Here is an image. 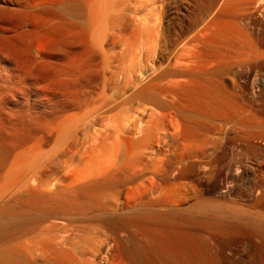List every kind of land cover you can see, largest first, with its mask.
<instances>
[{"label":"rangeland","instance_id":"obj_1","mask_svg":"<svg viewBox=\"0 0 264 264\" xmlns=\"http://www.w3.org/2000/svg\"><path fill=\"white\" fill-rule=\"evenodd\" d=\"M195 91L224 98L235 108L215 118L192 113L182 120L176 110L165 113L153 101L165 97L192 107L194 98L188 95ZM263 127L264 0H0V210L30 211V236L36 227L32 243L41 246L58 234L66 245L55 236L48 240L65 250L77 247L80 264L88 260L83 258L87 249L93 251L88 257L95 254L89 263L109 264L114 257L115 264H129V257L139 258V247L158 237L154 241L172 248L184 264H264V232L256 231H264ZM145 129L156 134L154 142L146 141L152 148L142 142ZM175 129L181 135L185 131L191 142ZM191 149L217 157L193 161L186 157ZM97 164H106L102 176ZM81 168L93 177L85 180V173L80 181ZM72 176L80 181L74 180L73 189ZM148 178L154 186L170 181L166 197L180 202L172 207L164 202V193L152 191ZM31 187H36L33 194L53 199V219L43 217L44 206L27 204ZM200 201L207 203L205 214L190 209ZM127 213L144 218L125 223Z\"/></svg>","mask_w":264,"mask_h":264},{"label":"bare ground","instance_id":"obj_2","mask_svg":"<svg viewBox=\"0 0 264 264\" xmlns=\"http://www.w3.org/2000/svg\"><path fill=\"white\" fill-rule=\"evenodd\" d=\"M97 3V2H96ZM97 6H100L101 7V5H99V3H97L96 4ZM94 6V5H93ZM92 6V7H93ZM97 6H95L94 8H96ZM94 8H92L91 10H94V12H96L95 10H99V8L97 9H94ZM101 9V11L103 10L104 11V9H102V7L100 8ZM91 10H90V12H91ZM99 12L100 14H104L105 12ZM93 13V12H92ZM99 13H96L97 15L99 14ZM94 15H95V13H93ZM92 14V15H93ZM102 14V16H105V14L103 15ZM92 16V17H94V18H96L95 16ZM100 16V15H99ZM99 16H97V17H99ZM101 16V17H102ZM91 17V18H92ZM101 17H99V20H100V18ZM97 19V18H96ZM96 21H98V19L96 20ZM159 86V85H158ZM176 88V87H175ZM161 89V88H160ZM163 90V89H162ZM162 90H160L161 92H162ZM167 90V89H166ZM169 91V90H168ZM186 91V90H185ZM159 92V91H158ZM157 92V93H158ZM164 92V91H163ZM166 92V91H165ZM175 92H178V91H175ZM172 93H173V91H172ZM181 93V92H180ZM154 94V93H153ZM161 93L159 92V95H160ZM165 94V93H164ZM188 94V93H187ZM166 95H167V93H166ZM166 95H162V96H166ZM169 95V94H168ZM172 95H174V93L172 94ZM216 95H218V94H216ZM187 96V95H186ZM186 96L184 97V98H186ZM188 96H192L194 99H193V106L192 107H188L189 106V104H185V101L184 102H182V103H180V104H178V103H174V101L172 102V103H170V102H167V101H164L163 100V98H165V97H162V100H160V99H158L157 97L156 98H154L153 99V101H154V103L163 111V112H165V111H167V112H169L168 111V109H174V110H176L177 112H178V114H180V116H182V120H185V119H189L190 118V116L192 115V113H193V115L194 114H206V116L208 115V114H210L211 116L210 117H212V115H213V117L215 118V116L214 115H216V114H220L221 112H225V110L228 112V108H229V106L231 105H227V103H228V101H227V103L226 102H223V101H225L224 100V98H222L223 99V101L220 99V100H217V99H214V98H208V97H206V96H204V94L202 93V91H195V92H193V93H191V94H189ZM161 97V96H160ZM167 97V96H166ZM173 97V96H172ZM191 97V98H192ZM230 97H232V96H230ZM182 98H183V96H182ZM183 98V99H184ZM220 98V97H219ZM148 99V98H147ZM169 100H171L170 98H168ZM168 99H166V100H168ZM174 99V98H173ZM180 99V98H179ZM148 101V100H147ZM186 101H187V99H186ZM222 101V102H221ZM176 102V101H175ZM178 102V101H177ZM230 102V101H229ZM151 103V102H150ZM153 104V103H152ZM236 104V103H235ZM153 106H154V104H153ZM231 107V106H230ZM232 109H234L233 108V105H232V107H231ZM156 109V108H155ZM230 109V108H229ZM145 110V109H144ZM155 111L154 113H156V112H159V114H160V112H162V111ZM237 110V109H236ZM240 110V109H239ZM150 111V110H149ZM153 111L154 110H152V112H150V113H153ZM144 112V111H143ZM162 112V113H163ZM167 112H165V113H167ZM170 112H172V111H170ZM195 112V113H194ZM229 113V112H228ZM230 113H232V112H230ZM158 114V115H159ZM170 114V113H169ZM223 114V113H222ZM226 114L227 113H225L224 115L226 116ZM150 115V114H149ZM153 115V114H152ZM155 115V114H154ZM157 115V114H156ZM156 115L155 116H153L152 118H153V120L154 119H156ZM163 115H165V114H163ZM163 115H162V117H163ZM235 115H237V114H235ZM166 116H167V114H166ZM165 116V117H166ZM171 116H172V113H171ZM179 116V115H178ZM203 116V115H202ZM155 117V118H154ZM168 117V116H167ZM199 117V116H198ZM209 117V116H208ZM224 117V116H223ZM233 117H235L234 116V114H233ZM178 117H176L175 118V120L177 119ZM192 118V117H191ZM200 118V117H199ZM202 118V117H201ZM225 118H227V117H225ZM231 118V117H230ZM236 118V117H235ZM159 119V120H158ZM158 122H160V118L158 117ZM163 119H164V117H163ZM173 119V118H172ZM172 119H171V121H172ZM204 119H205V117H204ZM216 119H218L217 117H216ZM215 119V120H216ZM220 119V118H219ZM228 119V118H227ZM157 120L155 121L156 123H158L157 122ZM179 120V119H178ZM177 120V121H178ZM194 120V119H193ZM196 120V119H195ZM202 120V119H201ZM226 120V119H225ZM230 121H231V119H229ZM240 120V119H239ZM147 121H149V120H147ZM150 121H151V119H150ZM163 122H164V120H162ZM181 121V120H180ZM179 121V122H180ZM189 121V120H188ZM200 121V120H199ZM205 121V120H204ZM229 121V122H230ZM233 121V120H232ZM247 121V120H246ZM173 122V121H172ZM178 122V123H179ZM201 122V121H200ZM199 122V123H200ZM235 122V121H234ZM240 122V121H239ZM149 123V122H148ZM165 123V122H164ZM164 123H163V125H164ZM168 123V122H167ZM181 123V122H180ZM186 123V122H185ZM199 123H198V125H199ZM263 123V122H262ZM150 124H152V123H150ZM155 124V123H154ZM169 124V123H168ZM177 124V123H176ZM187 124H188V122H187ZM190 124H192V122L190 123ZM201 124V123H200ZM157 124H155V126H156ZM161 125V124H160ZM160 125H158V126H160ZM179 125V124H178ZM183 125V124H182ZM186 125V124H185ZM193 125V124H192ZM202 125H204L203 123H202ZM239 125V124H238ZM145 126V125H144ZM154 126V125H153ZM167 126V125H166ZM195 126H196V124H195ZM215 126H217V125H215ZM245 126V125H244ZM147 127H149V126H147ZM157 127V126H156ZM162 127V126H161ZM179 127H180V125H179ZM191 127V126H190ZM207 127H208V125H207ZM211 127V126H210ZM152 128V127H151ZM177 128V127H176ZM182 128V127H181ZM264 128V127H263ZM143 129V128H142ZM141 129V130H142ZM150 129V128H149ZM158 129V128H157ZM164 129V127L162 128V130ZM168 129V128H167ZM177 129H179V128H177ZM188 129V128H187ZM194 129V128H193ZM203 129H204V127H203ZM222 129V128H221ZM161 130V131H162ZM170 130V129H169ZM168 130V131H169ZM173 130V129H172ZM171 130V131H172ZM189 130V129H188ZM257 130V129H256ZM145 131H146V134L144 135V137L142 136L141 138L143 139V143H144V140H145V142L148 140V142H150V139L152 140V142H154L153 141V137L156 135V134H154V136H152V134H151V132H150V130H146L145 129ZM145 131L143 130V132L145 133ZM166 131V130H165ZM165 131L163 130V133H165ZM174 131V130H173ZM173 131L171 132V134L173 133ZM178 132V130H176L175 129V134L177 135V134H179V133H181V131L180 132ZM187 131V130H186ZM152 132H153V130H152ZM167 132V131H166ZM170 132V131H169ZM185 132V131H184ZM183 132V134L181 135V134H179V135H177V136H180L181 137V139L182 140H184V141H188V142H191L190 140V136L187 134V133H184ZM196 132V131H195ZM255 132V131H254ZM155 133H159V137L161 136V134L160 133H162V132H160L159 130L157 131L156 130V132ZM162 133V134H163ZM189 133V132H188ZM169 134V133H168ZM198 134H202V133H198ZM198 134H197V136H198ZM203 134H205V133H203ZM254 134V133H253ZM166 135V134H165ZM165 135L164 136H162L161 138L162 139H165L164 137H165ZM191 135H193V134H191ZM195 135V134H194ZM262 135V134H261ZM157 136H158V134H157ZM166 136H169V135H166ZM196 136V137H197ZM200 136V135H199ZM159 137H156V138H159ZM171 137V136H170ZM172 137H173V135H172ZM175 137V136H174ZM180 137H179V139H180ZM168 138V137H167ZM177 138V137H176ZM208 138H210L209 136L207 137V139ZM141 139V140H142ZM193 139V138H192ZM198 140H200V138H197ZM211 139H212V137H211ZM155 140H157V139H155ZM165 140H168V139H165ZM174 140H175V138H174ZM194 140V139H193ZM201 140L203 141V138H201ZM205 140H206V138H205ZM214 140V139H213ZM170 141V140H169ZM178 141H180V140H178ZM194 141H196V139L194 140ZM209 141V140H208ZM208 141H206V142H208ZM166 142V141H165ZM173 142V141H172ZM171 142V143H172ZM177 142V141H176ZM182 142V141H181ZM197 142V144H198V141H196ZM215 142V141H214ZM142 143V144H143ZM161 143H162V141H161ZM167 143H168V141L166 142V144L165 145H167ZM175 143V142H174ZM182 143H184V142H182ZM186 143V142H185ZM183 144L184 146L186 145L187 146V144ZM202 143V142H201ZM201 143L199 144L200 146H202L203 147V145H201ZM210 143H212V141L210 142ZM152 144V143H151ZM151 144H149V145H147V142H146V146H151ZM193 144V143H192ZM191 143H190V145H192ZM204 144V143H203ZM174 145V144H173ZM178 145V144H177ZM182 145V144H181ZM212 145V144H211ZM142 146H144V144L142 145ZM146 146H144V149H148V150H143L144 152H146L147 153V151H149V147H146ZM163 146V145H162ZM180 146V145H179ZM188 146H189V144H188ZM187 146V147H188ZM200 146L198 147L196 144H195V148L197 147V148H200ZM146 147V148H145ZM176 147V146H175ZM186 147V148H187ZM151 148H152V146H151ZM143 149V148H142ZM164 149V148H163ZM181 149V148H180ZM151 150V149H150ZM164 151V150H163ZM152 152V151H151ZM166 152V151H165ZM165 152H163L164 154H165ZM144 154V155H147V154ZM148 153H150V152H148ZM153 154H154V150H153V152H152ZM162 153V152H161ZM171 153V152H170ZM209 153V155H207V153L204 151V150H192L191 149V151L186 155V157L187 158H198L199 156H201V157H209L210 159H214L215 157H217V156H215V155H212V154H210V151L208 152ZM159 154H160V152H159ZM163 154V155H164ZM154 155H156V154H154ZM153 155V156H154ZM158 155V154H157ZM152 156V155H151ZM99 157V156H98ZM160 157V155L159 156H157V158H159ZM185 156H183V157H181V158H184ZM100 158V157H99ZM142 158V157H141ZM146 158H150L149 156L148 157H145V160H146ZM152 158V157H151ZM157 158H155V159H157ZM162 158V157H161ZM169 158V157H168ZM171 158V157H170ZM169 158V159H170ZM209 158H208V160H209ZM106 159H107V157L104 159V161L103 162H106ZM155 159L153 160V162L155 161ZM163 159V158H162ZM166 159V155L164 156V160ZM174 159V158H173ZM203 159H205V158H203ZM97 160V159H96ZM103 160V159H102ZM111 159H108V161L107 162H109ZM143 160V159H142ZM141 160V161H142ZM148 160V159H147ZM157 160H159V159H157ZM161 160V159H160ZM159 160V161H160ZM172 160V159H171ZM180 160H182V159H180ZM179 160V161H180ZM187 160V159H186ZM189 160V159H188ZM191 160V159H190ZM101 161V160H100ZM111 161H113V160H111ZM110 161V162H111ZM162 161V160H161ZM193 161H194V159H193ZM102 162V161H101ZM102 162V163H103ZM129 162H130V160H129ZM128 162V163H129ZM167 163H168V161H166ZM91 163V162H90ZM89 162H88V164H90ZM93 163H95L94 161L92 162V164ZM114 162H112V164H113ZM145 163V162H144ZM149 163H151V162H149ZM157 161L154 163V167L156 166H158V165H160V163H157ZM162 163V162H161ZM106 164H108V163H106ZM106 164H101L102 165V167H100V166H98V165H100V164H97V166H96V170H98L99 168L98 167H100V170H101V168L102 169H105L104 167H106L105 165ZM111 164V163H110ZM110 164H108V165H110ZM156 164V165H155ZM173 164H175V163H173ZM96 165V164H95ZM107 165V166H108ZM114 165V164H113ZM112 165V166H113ZM141 165H144L143 164V162H142V164ZM172 165V164H171ZM91 166L92 165H90L89 167L87 166V170H88V172H89V169L91 168ZM104 166V167H103ZM111 166V167H112ZM151 166V165H150ZM162 166V165H161ZM160 166V167H161ZM110 166H108L107 168H109ZM110 167V168H111ZM128 167V166H127ZM129 167H131V169H133L132 168V166L131 165H129ZM128 167V168H129ZM137 167V166H136ZM148 167V166H147ZM155 167V168H156ZM159 167V168H160ZM146 168V167H145ZM149 168V167H148ZM151 168H153V166L151 167ZM154 168V169H155ZM192 168V167H191ZM82 169V168H81ZM81 169H79L77 172H79V173H81L82 171H83V173L81 174V175H79V173H78V178L80 179V176H82L83 174H87L88 172H84V170L85 171H87L85 168H83L82 170ZM150 169V168H149ZM154 169H153V171H154ZM160 169H163V168H160ZM80 170H81V172H80ZM95 170V171H96ZM99 170V172H101L102 171V173H98V175H100L101 174V176H102V174L104 173L103 171L104 170H101L100 171ZM106 170V169H105ZM108 170V169H107ZM156 170H158L157 168H156ZM155 170V171H156ZM165 170V169H164ZM94 171V167H93V169H92V173L94 174V173H96V172H98V171H96V172H93ZM132 171H134L135 172V170H132ZM151 171H152V169H151ZM90 172H91V170H90ZM106 172V171H105ZM149 172V171H148ZM158 172V171H157ZM157 172H154V173H157ZM162 172V171H161ZM131 174L133 173V172H130ZM152 173V172H151ZM160 173V172H159ZM90 174V173H89ZM89 174H87V176H85L84 175V179H85V177L87 178L88 177V175ZM105 174V173H104ZM127 174V173H126ZM169 174H171V173H169ZM95 175V174H94ZM128 175V174H127ZM155 175V174H154ZM163 175V174H162ZM74 176V175H73ZM73 176H72V179L71 180H73L72 182H73V184H71L73 187H72V189L74 188V184L75 183H77L78 184V182H80V181H83L84 179H82V177H81V179H80V181L78 180V178H76V176H75V179H73ZM93 177V175H89V177ZM96 176H97V174H96ZM129 176H130V174H129ZM128 176V177H129ZM132 176H133V174H132ZM157 176V175H156ZM159 176V175H158ZM157 176V177H158ZM172 176H175L174 174L172 175ZM115 177V176H114ZM125 177V176H124ZM123 177V178H124ZM145 177V176H144ZM153 176H151L150 178L151 179H153L152 178ZM155 177V176H154ZM112 178V177H111ZM126 178V177H125ZM150 178H148L149 180H151ZM69 179L70 178H67V183H71V181H69ZM77 179V181L75 182L74 180H76ZM88 179V178H87ZM87 179H85V180H87ZM115 179V178H114ZM129 179V178H128ZM133 179V183H134V178H132ZM169 179V178H168ZM64 180V179H63ZM112 180V179H111ZM121 180V179H120ZM131 180V179H130ZM138 180H140V179H138ZM137 180V181H138ZM146 180V179H145ZM148 180V181H149ZM153 180H155V178L153 179ZM110 181V180H109ZM119 181V180H118ZM142 181V180H141ZM140 181V182H141ZM147 181V182H148ZM157 181H158V179H157ZM164 181V180H163ZM174 181V180H173ZM64 182V181H63ZM75 182V183H74ZM85 182V181H84ZM131 181H129L128 183H130ZM143 182V181H142ZM145 182V181H144ZM151 182V185H152V187L150 188L152 191H153V188H154V191H156L158 194L157 195H160L162 192L164 193V194H162V196L164 197L163 199L165 200L164 202H168V204L169 205H171V207L172 206H174L178 201L180 202V200L178 199H172L171 197H169V198H167L166 197V193L168 192L167 190L169 189V187H171V184H169L170 183V181H169V185L170 186H168V184H167V186L166 187H162V186H164V185H161L162 183H160V181H158L159 183H160V185H155L154 186V184L152 183V180L151 181H149L148 183H150ZM154 182V181H153ZM157 182V183H158ZM162 182V181H161ZM167 182V181H166ZM69 183V184H70ZM110 183H112L111 181H110ZM136 183H138V182H136ZM156 183V184H157ZM164 183V182H163ZM46 184V183H45ZM66 184V183H65ZM80 184V183H79ZM120 184V183H119ZM124 184V183H123ZM174 184V183H173ZM60 185V184H59ZM64 185V184H63ZM67 185V184H66ZM71 185H70V187H71ZM135 185V184H134ZM37 186V185H36ZM46 186H48V185H46ZM69 186V185H68ZM76 186V185H75ZM85 186V185H84ZM116 186V185H115ZM174 186V185H173ZM79 187V186H78ZM77 187V188H78ZM102 187V186H101ZM109 187H110V185H109ZM118 187V186H117ZM141 187V186H140ZM36 187H34V188H30V191H29V193H28V195H27V197H26V202H27V204L29 205V206H36V205H39V206H44L45 207V209H44V218L46 219V220H48V219H53L52 217H54V215L57 213L56 211H53V209H54V207L52 208L51 207V201L53 200L51 197H49V196H45L43 193H41V194H43V195H39V194H33V189H35ZM42 188V187H41ZM48 188V187H47ZM84 188V187H83ZM119 188V187H118ZM137 188H139L138 187V184H137ZM40 189V188H39ZM38 189V190H39ZM43 189V188H42ZM60 189V188H59ZM78 189H80L79 191H81V187H79ZM87 189V188H86ZM140 189V188H139ZM37 190V189H36ZM35 190V191H36ZM60 190H62V188L60 189ZM60 190H58V193L59 194H63V193H60V192H62L63 190H66V189H63L62 191H60ZM170 190V189H169ZM42 191V190H41ZM78 191V190H77ZM83 191V190H82ZM145 191V190H144ZM151 191V192H152ZM160 191H162V192H160ZM167 191V192H166ZM44 192H45V189H44ZM64 192V191H63ZM66 192V191H65ZM70 192H71V190H70ZM74 193L76 192V191H73ZM159 192H160V194H159ZM171 192V191H170ZM36 193V192H35ZM67 193H68V191H67ZM98 193V192H97ZM114 193V192H113ZM112 193V194H113ZM169 193V192H168ZM168 193H167V195H168ZM52 195H53V193H51ZM58 194V195H59ZM142 194V193H141ZM84 195V194H83ZM171 196H172V194H170ZM169 195V196H170ZM56 196H57V192H56ZM60 196V195H59ZM65 196V195H64ZM74 196V195H73ZM76 196V195H75ZM152 196V195H151ZM161 196V197H162ZM180 196V195H179ZM63 197V196H62ZM91 197V196H90ZM92 197H94V196H92ZM115 197V196H114ZM150 197V196H149ZM153 197V196H152ZM173 197V196H172ZM65 198V197H64ZM78 198V197H77ZM97 198H98V196H97ZM143 198V197H142ZM182 198V197H181ZM52 199V200H51ZM66 199V198H65ZM64 199V200H65ZM96 199V198H95ZM59 200H61V198L59 199ZM81 200V199H80ZM88 200V199H87ZM94 200V199H93ZM105 200V199H104ZM68 201V200H67ZM91 201V200H90ZM114 201V200H113ZM135 201V200H134ZM145 201V200H144ZM53 202V201H52ZM60 202H63V201H60ZM65 202V201H64ZM69 202V201H68ZM106 202V201H105ZM109 202V201H108ZM116 202H117V200H116ZM115 202V203H116ZM136 202V201H135ZM160 202V201H159ZM54 203V202H53ZM59 203V202H58ZM76 203V202H75ZM80 203V202H79ZM91 203H92V201H91ZM90 203V204H91ZM95 203V202H94ZM97 203H99V202H97ZM97 203H96V205H97ZM102 203V202H101ZM110 203V202H109ZM114 203V204H115ZM128 203V202H127ZM126 203V204H127ZM132 203V202H131ZM134 203V202H133ZM148 203V202H147ZM162 203H163V201H162ZM206 202H197V204H192V208H190V209H200V210H202V212H204L203 214H205V211H206V209L208 208H206L205 209V211H204V207H205V205H207V203L205 204ZM70 204V203H69ZM108 204V203H107ZM113 204V205H114ZM117 204V203H116ZM124 204V203H123ZM135 204V203H134ZM178 204V203H177ZM176 204V205H177ZM60 205V204H59ZM83 205V204H82ZM109 205V204H108ZM119 205V204H118ZM168 205V206H169ZM58 206V205H57ZM65 206V205H64ZM92 206H93V204H92ZM107 206V205H106ZM43 207V208H44ZM95 207H97V206H95ZM100 207V206H99ZM108 207V206H107ZM111 207V206H110ZM113 207V206H112ZM123 207V206H122ZM128 207H129V205H128ZM127 207V208H128ZM146 207V206H145ZM148 207V206H147ZM159 207H161V206H159ZM40 208V207H39ZM42 208V207H41ZM56 208V207H55ZM58 208H62V207H58ZM102 208H105V207H102ZM101 208V209H102ZM116 208V209H115ZM163 208V207H162ZM187 208V207H186ZM37 209V208H36ZM63 209V208H62ZM62 209H60V210H62ZM105 209H107V208H105ZM104 209V210H105ZM113 209H115V211L117 210V209H119V207L117 206H115V207H113ZM130 209V208H129ZM168 209V208H167ZM173 208H171V210H172ZM183 209H185V208H183ZM127 210V209H126ZM180 210V209H179ZM59 211V210H58ZM151 211V210H150ZM174 211V210H173ZM40 212V211H39ZM42 212V211H41ZM105 212V211H104ZM107 212H108V210H107ZM142 212H143V210H142ZM146 212V211H145ZM190 212V211H189ZM199 212V211H198ZM208 212V211H207ZM236 212V214H238V212L239 211H237V210H234V213ZM32 213V212H31ZM43 213V212H42ZM63 213V212H62ZM110 213V212H109ZM178 213V212H177ZM186 213H188V212H186ZM241 213V212H240ZM29 214H30V211H25V210H20V209H11V210H9V211H5L4 209H1L0 210V264H80L79 263V260H78V258H77V255H76V253H75V249L77 248H69V249H67V250H65V247L64 248H62V244L60 245L59 243H56V242H62V240L61 239H63L64 237L63 236H61V237H63V238H61L60 239V237H59V239L60 240H58V239H56V238H58V237H56L58 234V232L56 233V232H54V233H56L57 235L55 236V235H50L49 237H50V239L53 237V236H55L54 237V239H56V240H58V241H56V242H54L53 240H51V241H49L50 239H49V237L46 239V237H45V239H46V243H44L43 244V242H42V245L40 246V245H37V243H32L33 242V239H34V237H36L34 234H35V230H36V227H35V230L33 229V227L32 226H34L33 224L31 225V227H32V229L35 231H33V233H31L32 235L30 236L29 235V232H30V224H29ZM146 214V213H145ZM192 214V213H191ZM246 214V213H245ZM117 215V214H116ZM160 215V214H159ZM169 215L170 216H174L175 215V212H169ZM188 215V214H187ZM207 215V214H206ZM250 215V214H249ZM122 216V215H121ZM181 216V215H180ZM228 216V215H227ZM242 215H240V217H241ZM243 216H245V215H243ZM260 216V215H259ZM41 217V216H40ZM123 217V216H122ZM141 216H139V215H136L135 213H132V214H128L127 213V215H125L124 216V218H123V220L122 221H124L125 223L126 222H130L131 223V221H133L134 219H137V218H139V219H141V218H144V217H141ZM167 217V216H166ZM177 217V216H176ZM184 217V216H183ZM187 217V216H186ZM210 217V216H209ZM262 217V216H261ZM97 218V217H96ZM146 218V217H145ZM149 218V217H148ZM147 218V219H148ZM173 218V217H172ZM189 219H190V216L188 217ZM191 218H192V216H191ZM193 218H195V217H193ZM234 218H236V217H233V219ZM238 218V217H237ZM236 218V219H237ZM242 218V217H241ZM247 218V217H246ZM138 219V220H139ZM152 219H153V217H152ZM165 219V218H164ZM240 219V218H239ZM243 219V218H242ZM241 219V220H242ZM244 219H245V217H244ZM248 219V218H247ZM33 220H34V218H33ZM95 220V219H94ZM100 221H101V219H99ZM103 220V219H102ZM143 220V219H142ZM156 220V219H155ZM154 220V221H155ZM163 220V219H162ZM166 220V219H165ZM168 220H169V217H168ZM185 220V219H184ZM246 220V219H245ZM250 221H251V219H249ZM252 220H253V218H252ZM257 220V219H256ZM32 221V220H31ZM43 221V220H42ZM109 221V220H108ZM149 221V220H148ZM193 221V220H192ZM210 221V220H209ZM244 221V220H243ZM247 221V220H246ZM250 221H248V222H250ZM55 222V221H54ZM59 222V221H58ZM120 222V221H119ZM123 222V223H124ZM150 222H152V220L150 221ZM155 222H157V221H155ZM201 222V221H200ZM252 222V221H251ZM250 222V223H251ZM254 222L256 223V221L254 220ZM35 223H36V221H35ZM40 223H42V222H40ZM49 223H50V221H49ZM75 223V222H74ZM129 223V224H130ZM196 223V222H195ZM261 223V222H260ZM37 224V223H36ZM45 224V223H44ZM51 224V223H50ZM50 224H48L47 223V226L48 225H50ZM61 224H63V223H61ZM66 224V223H65ZM101 224V223H100ZM132 224H133V222H132ZM146 224H149V223H146ZM153 224H154V222H153ZM199 224V223H198ZM212 224V223H211ZM253 224V223H252ZM38 225H39V222H38ZM53 225H55V224H53ZM57 225V224H56ZM71 225H73V224H71ZM128 225V224H127ZM40 226V225H39ZM58 226H59V224H58ZM57 226V227H58ZM65 226V225H64ZM38 227V226H37ZM41 228L43 227L42 225L40 226ZM54 227V226H53ZM63 227V226H62ZM66 227H67V225H66ZM65 227V232L64 231H62V230H60V231H62V232H64L63 234L64 235H66L65 233L68 231V229ZM41 228L39 229V227L37 228V230L39 231V232H41ZM44 228H46V227H44ZM48 228V227H47ZM46 228V229H47ZM59 228H61V226L59 227ZM58 228V229H59ZM69 228V227H68ZM254 228V227H253ZM255 228H257V227H255ZM263 228H264V226H263ZM32 229H31V231H32ZM49 229H51L52 230V228H51V225H50V228H48V230ZM67 229V230H66ZM80 229V228H79ZM44 231H45V229H43ZM264 230V229H263ZM53 231H56V229L55 230H53ZM58 231V230H57ZM204 231V230H203ZM256 231L259 233H263L264 231H262L261 229H256ZM76 232V231H75ZM160 232V231H159ZM43 233V232H42ZM41 233V234H42ZM45 233V232H44ZM43 233V234H44ZM49 234L51 233V232H48ZM53 233V232H52ZM60 234L59 235H62L61 234V232H59ZM71 233H72V231H71ZM40 234V235H41ZM28 235H29V237H31V240H29L28 238ZM39 235V233H37V236ZM67 235H69L68 233H67ZM78 235V234H77ZM34 236V237H33ZM46 236H48V235H46ZM72 234H71V238H72ZM79 236V235H78ZM84 236V235H83ZM152 236V235H151ZM154 236V235H153ZM263 236V235H262ZM28 237V238H27ZM33 237V238H32ZM39 237V236H38ZM67 237V236H66ZM73 237H76V236H73ZM155 237V236H154ZM24 238H27L29 241H31V243H32V245L31 246H29L30 248H27V247H25V244H29L30 242L28 241H26V239H24ZM40 238V237H39ZM38 238V239H39ZM43 238V237H42ZM68 238V237H67ZM86 238V237H85ZM158 238V237H157ZM157 238H154V240L155 239H157ZM37 239V238H36ZM41 239V238H40ZM39 239V240H40ZM49 239V240H48ZM64 239H66V238H64ZM77 238H75V240H76ZM159 239V238H158ZM49 242H48V241ZM71 240V239H70ZM74 238H73V245H74ZM153 239H152V241L151 242H149L147 245H145L144 244V246H141V248L139 247L138 248V251H139V258L138 257H136V256H131V257H129L128 258V260H129V264H184L182 261H180L179 259H177L175 256L176 255H174V253L172 252V248L171 249H169V248H167L165 245H163V243L164 242H159L160 240H156V241H154ZM25 241H26V243H25ZM38 240H36L35 242H37ZM68 241V240H67ZM77 241V240H76ZM76 241H75V244H77L76 243ZM40 242V241H39ZM60 242V243H61ZM64 242H65V245H66V241L64 240ZM64 242H62V243H64ZM86 242H89V240L88 241H86ZM119 242V241H118ZM30 243V244H31ZM93 243V242H92ZM29 244V245H30ZM86 246H89L90 247V245L89 244H85ZM143 245V244H142ZM36 246H40V249L38 248L37 249V247ZM64 246V245H63ZM69 246V245H68ZM77 246V245H76ZM123 247V246H122ZM66 248H67V246H66ZM85 248V247H84ZM83 248V249H84ZM88 247H86V249H87ZM78 249H80V247L78 248ZM82 250V249H81ZM90 251L91 249H87V251ZM117 250H118V248H117ZM122 250V249H121ZM131 250V249H130ZM78 251V250H77ZM89 251H88V253H89ZM92 251V250H91ZM95 251V250H94ZM132 251V250H131ZM131 251H130V253H131ZM96 252V251H95ZM85 253H86V251H85ZM87 253V254H88ZM92 253H93V251H92ZM91 253V254H92ZM124 253H125V251H124ZM135 253H136V251H135ZM82 254H83V251H82ZM87 254H85L86 256H87ZM90 254V255H91ZM118 254V253H117ZM117 254H115L114 253V255H117ZM126 254V253H125ZM124 254V255H125ZM93 255V254H92ZM95 255V254H94ZM93 255V256H94ZM113 255V256H114ZM138 255V254H137ZM81 256H83V255H81ZM85 256V257H86ZM92 256V257H93ZM120 256V255H119ZM85 257H83L84 259H88L89 260V258H90V256L88 257V258H85ZM91 257V258H92ZM79 258H80V256H79ZM82 258V259H83ZM90 258V259H91ZM95 258V257H94ZM94 258H92V259H94ZM81 259V260H82ZM113 259V260H112ZM123 259V258H122ZM80 260V261H81ZM86 261V264H93V261L94 260H91L90 261V263H89V261ZM116 260H117V258H116ZM85 261V260H84ZM118 261H120V259L118 260ZM83 262V261H82ZM111 263H109V264H115L114 263V257L113 258H111V261H110ZM123 262H124V260H123ZM127 262V261H126ZM84 263V262H83ZM125 264V263H124Z\"/></svg>","mask_w":264,"mask_h":264}]
</instances>
